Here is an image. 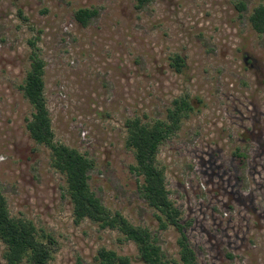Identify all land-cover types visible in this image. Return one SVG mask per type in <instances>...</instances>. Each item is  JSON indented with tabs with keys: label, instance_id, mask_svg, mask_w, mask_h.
I'll list each match as a JSON object with an SVG mask.
<instances>
[{
	"label": "rangeland",
	"instance_id": "1",
	"mask_svg": "<svg viewBox=\"0 0 264 264\" xmlns=\"http://www.w3.org/2000/svg\"><path fill=\"white\" fill-rule=\"evenodd\" d=\"M237 3L0 0V192L12 217L55 240L49 264H98L102 247L142 263L116 231L74 222L65 177L28 135L32 108L20 87L34 39L55 140L94 162L89 185L107 209L148 228L180 264L178 234L159 229L139 191L125 121L165 120L173 100L187 96L194 111L156 163L197 262L264 264V35L249 23L264 0L245 1L242 13ZM83 8L97 11L86 27L74 18ZM4 249L0 241V264Z\"/></svg>",
	"mask_w": 264,
	"mask_h": 264
},
{
	"label": "trees",
	"instance_id": "2",
	"mask_svg": "<svg viewBox=\"0 0 264 264\" xmlns=\"http://www.w3.org/2000/svg\"><path fill=\"white\" fill-rule=\"evenodd\" d=\"M137 1L139 6H142L148 0ZM235 1L238 2L237 12L242 13L245 10L244 2L247 0ZM96 15V10L83 8L75 12L74 18L78 24L86 27ZM249 23L256 33L264 35V4L253 9ZM36 41L29 40L27 43L30 49V67L20 87L23 97L32 108L26 130L35 144L49 150L51 167L65 177V191L72 206L74 222L79 224L89 220L103 230L116 231L123 241L135 245L142 264H178L167 258L158 238L148 228L131 224L119 212L107 209L96 197L89 185V172L94 168V162L76 149L55 140L44 95L46 64L39 55ZM172 66L176 72L181 73L185 67L184 60L176 55ZM193 111V105L187 96H184L173 100L165 120H157L152 125L145 124L138 118L125 121L126 147L132 151L135 160L131 170L142 179L138 186L139 191L147 205L157 212L159 229L172 227L178 234L180 264H198L197 257L186 232L189 224L181 222V211L169 198L164 168H159L156 157L160 145L180 129L183 119ZM236 158L241 165L243 157L237 155ZM0 241L5 247L3 259L6 264H49L53 253L52 245L55 244L50 235H39L31 222L12 217L1 192ZM96 261L98 264H131L130 258L103 247L98 250Z\"/></svg>",
	"mask_w": 264,
	"mask_h": 264
}]
</instances>
